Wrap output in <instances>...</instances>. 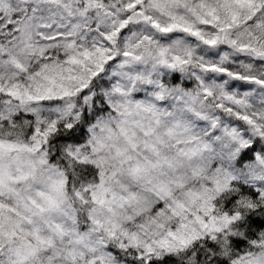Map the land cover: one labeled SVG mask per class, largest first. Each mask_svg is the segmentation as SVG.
Segmentation results:
<instances>
[{
	"label": "snow or ice",
	"instance_id": "1",
	"mask_svg": "<svg viewBox=\"0 0 264 264\" xmlns=\"http://www.w3.org/2000/svg\"><path fill=\"white\" fill-rule=\"evenodd\" d=\"M0 264H264V0H0Z\"/></svg>",
	"mask_w": 264,
	"mask_h": 264
}]
</instances>
